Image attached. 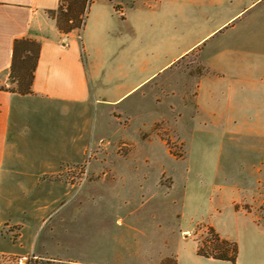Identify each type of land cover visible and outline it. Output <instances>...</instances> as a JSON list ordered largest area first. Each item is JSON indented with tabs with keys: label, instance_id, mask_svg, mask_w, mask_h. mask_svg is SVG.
<instances>
[{
	"label": "rangeland",
	"instance_id": "rangeland-1",
	"mask_svg": "<svg viewBox=\"0 0 264 264\" xmlns=\"http://www.w3.org/2000/svg\"><path fill=\"white\" fill-rule=\"evenodd\" d=\"M213 1L114 0V10L92 0L75 31L100 94L93 134L35 165L42 175L62 165L36 194L67 192L40 251L82 264H177L183 239L211 238L191 218L217 221L240 185L252 191L258 136L241 121L236 88L264 74V0ZM2 233L1 249L20 246Z\"/></svg>",
	"mask_w": 264,
	"mask_h": 264
},
{
	"label": "crops",
	"instance_id": "crops-1",
	"mask_svg": "<svg viewBox=\"0 0 264 264\" xmlns=\"http://www.w3.org/2000/svg\"><path fill=\"white\" fill-rule=\"evenodd\" d=\"M113 1L110 0L116 10ZM59 2L0 0L1 85L9 84L14 41L32 38L41 43L33 93L21 95L0 90V234L3 235L6 227L17 243L12 245H20L15 250L0 248V264H82L53 258L38 249L50 216L67 192L47 195L44 199L36 194L35 184L42 178L47 181L44 176L57 175L62 165L50 175L36 173L35 165L49 160L52 149L57 151L69 145L76 150L83 134L92 133L100 97L90 72L89 58L84 59V36L76 31L60 33L55 20L47 13L58 9ZM236 106L241 121L250 123L249 131L258 136L256 162L251 164L252 191L247 193V187L240 185L242 197L232 200L226 209L215 210L220 221L191 219L196 224L213 227L221 238L235 242L238 245L236 264H264V209L258 211L264 205V74L240 80ZM240 118L237 114L238 121ZM68 133L73 135L69 140ZM27 231H30L28 243L24 239ZM197 251L196 240L183 239L177 248V264H231L199 256Z\"/></svg>",
	"mask_w": 264,
	"mask_h": 264
},
{
	"label": "trees",
	"instance_id": "trees-1",
	"mask_svg": "<svg viewBox=\"0 0 264 264\" xmlns=\"http://www.w3.org/2000/svg\"><path fill=\"white\" fill-rule=\"evenodd\" d=\"M91 4L92 0H60L58 9L47 13L55 20L60 32L69 34L85 26L84 16L88 14ZM40 53L39 41L32 38L16 39L9 72V84L13 86L7 87L0 84V90L21 95L32 94ZM207 228L211 238L198 242V255L236 264L238 245L221 238L213 227L207 226Z\"/></svg>",
	"mask_w": 264,
	"mask_h": 264
}]
</instances>
